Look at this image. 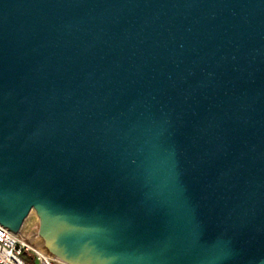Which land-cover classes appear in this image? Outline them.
Instances as JSON below:
<instances>
[{
	"label": "water",
	"instance_id": "water-1",
	"mask_svg": "<svg viewBox=\"0 0 264 264\" xmlns=\"http://www.w3.org/2000/svg\"><path fill=\"white\" fill-rule=\"evenodd\" d=\"M0 225L62 264H264V0H0Z\"/></svg>",
	"mask_w": 264,
	"mask_h": 264
},
{
	"label": "built area",
	"instance_id": "built-area-1",
	"mask_svg": "<svg viewBox=\"0 0 264 264\" xmlns=\"http://www.w3.org/2000/svg\"><path fill=\"white\" fill-rule=\"evenodd\" d=\"M7 228L0 225V264H32L24 257L30 253L31 258L37 260L36 264H62L52 261L49 256H44L40 251L28 246L24 241L8 233Z\"/></svg>",
	"mask_w": 264,
	"mask_h": 264
},
{
	"label": "rangeland",
	"instance_id": "rangeland-1",
	"mask_svg": "<svg viewBox=\"0 0 264 264\" xmlns=\"http://www.w3.org/2000/svg\"><path fill=\"white\" fill-rule=\"evenodd\" d=\"M23 257L27 260V261H29L30 263H32V264H36V262H37V260L34 258H31V255H30V253H24L23 254Z\"/></svg>",
	"mask_w": 264,
	"mask_h": 264
},
{
	"label": "bare ground",
	"instance_id": "bare-ground-1",
	"mask_svg": "<svg viewBox=\"0 0 264 264\" xmlns=\"http://www.w3.org/2000/svg\"><path fill=\"white\" fill-rule=\"evenodd\" d=\"M27 244V243H26ZM28 245V244H27ZM28 246H30V245H28ZM30 247H32V246H30ZM34 248V247H33ZM37 250V249H36Z\"/></svg>",
	"mask_w": 264,
	"mask_h": 264
}]
</instances>
